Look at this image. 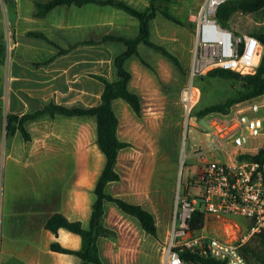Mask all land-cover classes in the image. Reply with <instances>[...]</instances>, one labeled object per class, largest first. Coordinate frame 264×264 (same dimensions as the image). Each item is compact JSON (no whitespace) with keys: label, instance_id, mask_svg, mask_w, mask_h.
<instances>
[{"label":"crops","instance_id":"1","mask_svg":"<svg viewBox=\"0 0 264 264\" xmlns=\"http://www.w3.org/2000/svg\"><path fill=\"white\" fill-rule=\"evenodd\" d=\"M124 1L145 9L151 0ZM6 4L15 39L0 51V109L5 116V122L0 120V264H81L78 254L54 250L51 243L78 250L82 236L63 226L51 231L45 223L55 212L89 223L91 204L97 198L94 188L106 160L97 143L96 120L44 114L25 122L30 140L20 131L8 140L6 116L22 115L50 99L100 103L104 83L95 75L113 79V58L124 43L84 41L101 40L107 34L131 37L140 19L124 8L94 2L60 5L44 18L32 16L34 0H6ZM181 19L186 26L159 12L151 39L166 45L183 64L188 62L189 72L192 51L189 57L180 38L187 36L183 32L189 28L196 29V23L189 14ZM33 30L45 32L46 38L27 34ZM139 50L154 68L137 54L125 62L132 74L128 88L139 95L141 114L125 98L113 100L117 135L132 145L119 150L115 169L120 179L109 180L105 191L148 208L160 238L147 234L138 218L106 200L105 221L118 237L99 239L105 264H164L172 226L182 136L183 99L178 88L183 76L162 53L145 44ZM162 82L170 86L169 91Z\"/></svg>","mask_w":264,"mask_h":264},{"label":"built area","instance_id":"2","mask_svg":"<svg viewBox=\"0 0 264 264\" xmlns=\"http://www.w3.org/2000/svg\"><path fill=\"white\" fill-rule=\"evenodd\" d=\"M223 1L204 0L198 12L189 14L196 23L191 79L215 67L243 74L258 68L264 50L262 42L252 33L236 32L217 22L216 9ZM194 93L196 88L183 96L188 111ZM202 117L206 124L195 125L210 136L211 149H226L227 157L209 159L202 146L195 149L199 163L189 185L198 192L178 191L164 264H250L241 248L264 228V161L249 157L261 147H249L247 142L264 135V97L238 102L227 112ZM196 210L205 215L201 228L191 224ZM214 222L224 223L223 233L208 228Z\"/></svg>","mask_w":264,"mask_h":264},{"label":"trees","instance_id":"3","mask_svg":"<svg viewBox=\"0 0 264 264\" xmlns=\"http://www.w3.org/2000/svg\"><path fill=\"white\" fill-rule=\"evenodd\" d=\"M13 2L14 0H7ZM173 0H151L145 9H137L128 4L124 0H34L35 9L32 16L36 18H44L54 8L60 5L70 6L72 4L83 5L94 2L98 4H111L121 7L130 13L138 16L140 19L139 26L135 34L131 37L116 36L107 34L101 40L87 39L86 43L103 42L109 39L122 40L124 49L117 52L113 58V79L107 75H95L104 83V89L101 96V102L95 105H87L81 102L76 103H59L53 99L41 101L38 105H34L30 110L23 113H8L6 116V136L11 139L17 131H20L25 140L31 139V134L25 126V122L38 116L49 114H64L68 116L85 115L93 117L97 122V143L106 156L105 164L99 176L97 184L94 188L97 194L96 200L91 204L90 220L87 225L79 219H71L62 212H55L50 215L45 223L47 229L58 232L60 227L79 233L82 236V246L78 250L64 247L60 242L53 241L51 247L57 251L76 253L81 257V264H105L100 256L99 239L101 236L117 238L118 233L115 229L106 224V200L115 202L122 210L134 215L140 221L142 227L147 234L160 238L158 227L154 214L146 208L142 203H135L122 197L113 196L105 191L106 183L109 180L120 179L119 173L115 169L118 161V152L121 148L132 145V142L123 141L117 135L118 117L113 108V100L117 97H123L136 111L141 114L140 97L128 88V83L132 78V74L125 67L126 60L137 54L143 62L154 68L140 53L141 44L149 46L153 51L165 55L173 65L182 74H186V69L182 60L178 55L173 53L166 45L157 43L151 39L152 25L159 12L164 14L172 21L186 26L185 20L170 12L165 2ZM237 12L254 13L261 12L263 16V25L253 31L252 34L257 36L264 46V0H225L220 3L216 9L215 18L223 27H229L230 20ZM28 35L46 38L43 31H28ZM5 48V43L0 42V51ZM68 49H62L64 52ZM223 77L232 79L240 83L239 88L232 95L226 97L220 102L209 103L200 108L196 113L204 116L211 112H227L238 102H242L255 97H264V50L256 72L240 73L233 69L215 67L208 70L201 77ZM166 91L170 90V86L162 82ZM1 114V109H0ZM249 157L255 160L264 161V146L256 153L249 154ZM205 215L203 212L196 210L191 218V224L194 228H201L204 225ZM241 251L250 264H264V228L253 234L247 242L242 246Z\"/></svg>","mask_w":264,"mask_h":264},{"label":"rangeland","instance_id":"4","mask_svg":"<svg viewBox=\"0 0 264 264\" xmlns=\"http://www.w3.org/2000/svg\"><path fill=\"white\" fill-rule=\"evenodd\" d=\"M203 1L204 0H173L171 2H165V6L170 12L176 14L181 18H185L186 15L190 14L191 11L198 12ZM262 25L263 16L261 12H237L231 18L230 25L228 28L236 32L253 33V31L259 29ZM183 33L187 36H184V38L181 37L180 40H185L186 53L190 57L191 51H193L196 42V29L189 28V31H184ZM14 39L15 33L13 19L11 17V14L8 12L6 0H0V42L9 43L13 42ZM183 65L185 66V69H187L189 66L188 62H185ZM202 75H205V73L195 77L194 79H191L189 72L187 71L186 74H182L183 82L178 88V93L182 95V99L183 96L187 94L188 90H194V88H196L197 93H194V100L191 103L189 111L187 107V101L183 99V107L181 114L182 136L178 148L179 173L178 184L176 188V198L178 191L181 194H186L187 192H198V189L193 188L189 185L190 181L193 179L197 171V165L199 163L198 157L194 155L195 149H197L199 146H202V148L206 152V156L209 159L227 157L226 149H211L210 136L204 133V131L200 127L195 125V122L205 125L206 118L198 115L196 112L209 103L220 102L225 100L226 97L236 92V90L240 86V83L238 81L223 77L205 76L204 78H202ZM2 86V81H0V91L2 90ZM188 112L190 116H188ZM0 120L2 122H5V116H2V113L0 114ZM188 122L190 123L187 126ZM247 146L263 147L264 135L249 139V141L247 142ZM233 218L238 219L240 221H247V219L242 216H233ZM1 222L2 217L0 213V235ZM211 227L212 229H214L213 231L217 233L224 232L223 222H214L211 224V226H208L209 229Z\"/></svg>","mask_w":264,"mask_h":264},{"label":"bare ground","instance_id":"5","mask_svg":"<svg viewBox=\"0 0 264 264\" xmlns=\"http://www.w3.org/2000/svg\"><path fill=\"white\" fill-rule=\"evenodd\" d=\"M104 54V53H103ZM104 58H105V56H104Z\"/></svg>","mask_w":264,"mask_h":264}]
</instances>
